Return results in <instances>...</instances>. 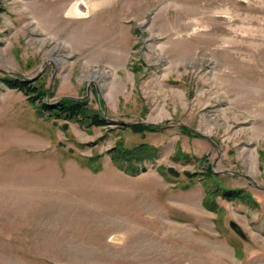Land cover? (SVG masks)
<instances>
[{"label": "rangeland", "instance_id": "1", "mask_svg": "<svg viewBox=\"0 0 264 264\" xmlns=\"http://www.w3.org/2000/svg\"><path fill=\"white\" fill-rule=\"evenodd\" d=\"M78 1L0 0V264H264V0H82L68 15ZM20 74L52 105L165 128L64 130L6 86ZM118 142L156 155L127 174Z\"/></svg>", "mask_w": 264, "mask_h": 264}, {"label": "trees", "instance_id": "2", "mask_svg": "<svg viewBox=\"0 0 264 264\" xmlns=\"http://www.w3.org/2000/svg\"><path fill=\"white\" fill-rule=\"evenodd\" d=\"M3 81L6 83L7 87L17 91L19 90L29 101L37 103L38 106H40V108L48 115V117H52L56 120H63L64 123L62 124V127L64 130H67V122L69 121L86 127H101L109 124L107 118L101 113V111L89 106L87 99L61 98L52 105L51 103L45 101L46 89H43L41 86H38L33 82H28L21 78H4ZM119 126L121 128L128 127L135 133H140L143 130L153 128L152 126L142 124H125ZM153 129H155V127ZM183 129L187 128L184 127ZM187 131L189 130L187 129ZM122 144V142H118L116 145L112 146L108 152H110L111 160L116 164V166L130 175H137L140 171H145L146 167L144 162L146 160L153 159L151 158L153 154L156 155L157 149L154 150V152L153 149L155 148L152 146L138 144L133 148H126L123 146L124 144ZM168 171L175 176L178 174L173 169H168ZM210 173L211 169L207 167L206 172L202 173L204 180L209 178L207 174ZM184 174H187L188 176L197 175L188 173L187 171ZM217 190L218 191L215 192L213 190L210 191L209 188H207V196L212 193L217 194L218 192L221 197L227 200L239 199L243 201L245 198L243 189L220 188V190ZM207 196L205 198H207ZM203 201L206 203L205 207L211 208L208 198Z\"/></svg>", "mask_w": 264, "mask_h": 264}, {"label": "water", "instance_id": "3", "mask_svg": "<svg viewBox=\"0 0 264 264\" xmlns=\"http://www.w3.org/2000/svg\"><path fill=\"white\" fill-rule=\"evenodd\" d=\"M39 74H37L38 76ZM20 77H22L25 81H28V82H33L37 76L35 77H24L22 76L21 74L19 75ZM53 78V77H52ZM53 81V80H52ZM48 97V96H47ZM74 98V97H73ZM79 99V98H78ZM81 99V98H80ZM108 123H114V124H135V123H132V122H128V121H124V120H114V119H111V118H108ZM139 124H142V125H152V126H156L157 128L161 129V128H165V127H161V126H158L154 123H150V122H140ZM175 125H172L171 127H173ZM193 132H196L198 133L196 130H193ZM202 135V134H201ZM203 136V135H202ZM205 137V136H204ZM205 139L207 141H209L215 148H217V146L215 145V143L213 141H211L208 137H205ZM230 226L231 228L237 233L239 234L241 237H243V232L242 230L239 228V225L233 221L230 222Z\"/></svg>", "mask_w": 264, "mask_h": 264}, {"label": "bare ground", "instance_id": "4", "mask_svg": "<svg viewBox=\"0 0 264 264\" xmlns=\"http://www.w3.org/2000/svg\"><path fill=\"white\" fill-rule=\"evenodd\" d=\"M87 8L88 7H86V4L82 0H80L78 2H75L73 7L71 8L70 12L68 13V15L80 17V16L84 15L87 12ZM99 76H100V73L96 72V73H94L92 75V78L96 79Z\"/></svg>", "mask_w": 264, "mask_h": 264}]
</instances>
